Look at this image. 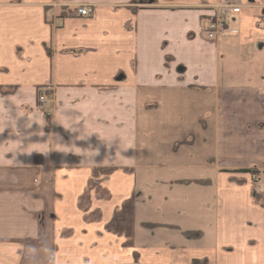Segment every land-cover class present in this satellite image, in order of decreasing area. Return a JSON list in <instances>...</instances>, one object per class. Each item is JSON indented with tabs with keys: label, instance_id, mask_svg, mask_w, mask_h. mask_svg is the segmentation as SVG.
<instances>
[{
	"label": "crops",
	"instance_id": "obj_1",
	"mask_svg": "<svg viewBox=\"0 0 264 264\" xmlns=\"http://www.w3.org/2000/svg\"><path fill=\"white\" fill-rule=\"evenodd\" d=\"M131 1L0 0V264H264V0Z\"/></svg>",
	"mask_w": 264,
	"mask_h": 264
},
{
	"label": "rangeland",
	"instance_id": "obj_2",
	"mask_svg": "<svg viewBox=\"0 0 264 264\" xmlns=\"http://www.w3.org/2000/svg\"><path fill=\"white\" fill-rule=\"evenodd\" d=\"M140 2H144V3H147L149 2V0H139ZM208 108H205L207 110L209 109H212V106H207ZM206 110V111H207ZM207 115H212V113H206L204 112V109L202 108V106H196L194 107L191 112L189 113V116H187L186 118V123H184L182 125L183 127V130H186L188 129L189 132H192V134L194 133V136H196L197 140H196V145H195V148L194 150H197L195 151V154L196 156L198 157V161H200L201 163V166L199 169H197V172L200 173L201 176H204V177H210L213 175L214 173V166L212 164H210L208 162V160L211 158V157H220V155L218 153H216V150H215V140H214V129H211L210 127L206 129V127H204L203 123L204 121L208 118ZM199 118H203L204 120L199 122ZM178 124L175 125L176 130H178ZM206 129V130H205ZM178 132V131H177ZM205 137H208L207 139V142L205 143L203 141V139H205ZM207 159L206 162L207 164L203 161L202 159ZM235 170H239V169H231V168H222L220 171L222 172H225L231 176H236L238 178H245L246 177H250L253 179V183H254V190H257L258 192L264 194V170H259V172H257L255 174V176H252L251 173H233V172H229V171H235ZM206 180H209V179H206ZM246 182V180H245ZM244 182V183H245ZM211 183V182H210ZM242 183V184H244ZM208 220V218H206ZM259 220V219H258ZM189 221H191L190 223H194L195 222V219H189ZM257 222V221H256ZM209 225V220L207 222V227ZM260 227L256 230V229H253V234H255V236L259 237L260 239H262L264 241V217L261 218V221H260ZM202 229V228H201ZM207 238V242H211L213 240L212 236L210 234H208L206 236ZM210 264V263H209Z\"/></svg>",
	"mask_w": 264,
	"mask_h": 264
},
{
	"label": "trees",
	"instance_id": "obj_3",
	"mask_svg": "<svg viewBox=\"0 0 264 264\" xmlns=\"http://www.w3.org/2000/svg\"><path fill=\"white\" fill-rule=\"evenodd\" d=\"M136 1H139V0H132L131 3L134 4ZM130 7L134 11H136L138 9L137 6H130ZM229 172L251 173L252 176H255V174L257 172H259V170L255 169V168H244V169H239V170L229 171ZM231 180L238 183V184H242L245 182L246 179L245 178H238L236 176H231ZM192 181L202 183V184H210V180H184L182 182H192ZM253 202L255 204H258V205L264 207V194L258 192L257 190H254L253 191ZM145 225L150 226V227H155V226H158L160 224L145 223ZM165 226H169L172 228H178L175 225H165ZM183 234L185 237L190 238V239H199L203 236L204 233L202 231L188 230V231H183ZM137 257H138V254H136V258ZM190 264H209V260H208V258H195L192 260V262Z\"/></svg>",
	"mask_w": 264,
	"mask_h": 264
},
{
	"label": "built area",
	"instance_id": "obj_4",
	"mask_svg": "<svg viewBox=\"0 0 264 264\" xmlns=\"http://www.w3.org/2000/svg\"><path fill=\"white\" fill-rule=\"evenodd\" d=\"M226 8L231 9L234 13H239L241 8L239 6H227ZM77 12L83 16H90L94 12V8L89 5H83L77 8ZM226 12V11H225ZM225 14V13H224ZM227 20L225 16L216 15L213 20H211L206 29V34L210 39H217L221 34L226 31ZM39 101L42 103L50 102V96L47 94H41L39 96Z\"/></svg>",
	"mask_w": 264,
	"mask_h": 264
}]
</instances>
